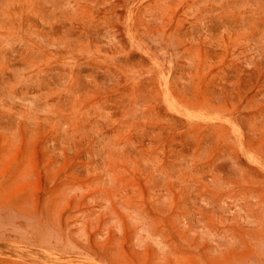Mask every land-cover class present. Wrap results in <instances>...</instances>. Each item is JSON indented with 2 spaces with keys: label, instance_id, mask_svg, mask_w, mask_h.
<instances>
[{
  "label": "rangeland",
  "instance_id": "374dc122",
  "mask_svg": "<svg viewBox=\"0 0 264 264\" xmlns=\"http://www.w3.org/2000/svg\"><path fill=\"white\" fill-rule=\"evenodd\" d=\"M0 264H264V0H0Z\"/></svg>",
  "mask_w": 264,
  "mask_h": 264
}]
</instances>
